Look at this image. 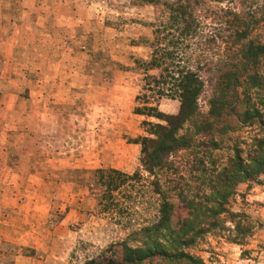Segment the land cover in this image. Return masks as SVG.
Wrapping results in <instances>:
<instances>
[{"label":"rangeland","instance_id":"1","mask_svg":"<svg viewBox=\"0 0 264 264\" xmlns=\"http://www.w3.org/2000/svg\"><path fill=\"white\" fill-rule=\"evenodd\" d=\"M77 1L80 20L74 37L82 42L87 55L89 112L86 116L85 111L77 110L82 107L81 101L73 110L66 104L67 109L57 111L53 95L44 107V102L32 98L27 89L23 93L25 110L0 113V122L10 124L0 125L3 152L17 147L15 126L20 119L34 123L31 129L35 127L24 144L42 154L29 159L0 156V264L104 261L112 245L156 220L158 191L173 187V174H150L141 161L143 139L155 138L157 125L166 124L162 116L147 108L174 115L180 104L168 92L157 94L152 77H158L160 70L147 69L154 48L165 46L156 40V29L163 18L161 9L134 0ZM207 21L182 45L190 55L186 65L207 79L198 99V124H185L181 132L190 136L192 147L170 157L178 162L184 179H191L189 184L184 179L179 184L184 190L190 187L192 195L197 193L196 188L198 195L205 189V183L195 181L197 171L190 172L194 155L200 158L203 154L207 159L211 154L219 169L233 155L234 145L245 153L253 137L264 135L257 123L241 124L227 115L229 108H223L220 117H208V99L213 94L224 99L223 86L217 84L221 81L218 67L225 45L220 34L230 32L214 29ZM211 35H217L216 40L209 41ZM254 37L264 42V28L254 32ZM243 92L238 89L239 100L232 107H245V96L239 95ZM249 93L250 103L261 108L259 99L264 90ZM57 121L63 125L57 127ZM206 121L210 123L207 128L203 127ZM199 124L205 130L196 138L195 133L202 128ZM207 133L218 141V148L211 152L197 142L208 140ZM206 165L211 169L209 163ZM96 169H117L133 178L109 191L105 174L94 172ZM225 209L207 231L199 234L194 245L184 249L199 259L197 263L156 257L146 264H264V173L255 181L239 184ZM185 215L181 210L175 217Z\"/></svg>","mask_w":264,"mask_h":264},{"label":"trees","instance_id":"2","mask_svg":"<svg viewBox=\"0 0 264 264\" xmlns=\"http://www.w3.org/2000/svg\"><path fill=\"white\" fill-rule=\"evenodd\" d=\"M134 1L150 3L161 9L163 18L156 29L159 32L156 40L165 43V46L154 48L147 69L156 67L160 70L158 77H152V82L158 88L157 94L168 92L180 102L179 110L174 115H163L155 111V107L147 108L154 111L155 115L162 116L166 124L157 125L155 138L143 139L141 161L150 174H173V187L167 191H158L160 197L157 217L153 223L134 230L124 241L112 245L110 254L104 261L91 259L89 264H146L156 257L197 263L199 259L184 249L194 245L199 234L207 231L215 223L217 216L226 211L225 204L239 184L255 181L264 173V135L253 137L251 142L247 143L245 153L242 147L234 145L233 155L227 158V163L219 169L212 161L211 154L207 159L203 154L200 158L194 155L193 163L189 165L190 172L197 171L195 181L205 183V189L198 195L199 188H196L197 193L192 195L189 193L190 187L185 190L182 188V184H179L184 179L180 174L181 168L176 165L178 162L170 157L192 147L190 136L181 132L185 124L192 123L197 126L196 118L200 115L198 99L207 82L198 70L186 65L190 55H187L182 45L193 38L198 27L206 19L214 29L230 32L224 36L220 34L221 43L225 45L218 67V77L221 81L217 84L223 86L224 99L220 100L215 94L208 99V117H220L223 108H229L227 115L236 117L241 124L247 123L250 126L257 123L264 134V93L259 99L262 101L261 108L253 102L250 103L249 97L250 91L258 94L264 90V42L254 37V32L264 28V0ZM216 38L217 35H211L209 41ZM166 46H171L172 49ZM239 88L245 90V93L239 94L245 96L242 99H245L243 109L231 106L239 100ZM217 92L215 93L218 94ZM206 123L203 127L210 125L209 121ZM201 125L198 127H202ZM203 127L195 133L196 138L205 130ZM205 136L208 140L197 141L198 145L203 146V150L207 152L217 149L218 141L209 133ZM207 163L212 166L211 169L207 167ZM94 172L103 171L96 169ZM103 174L109 191L118 189L128 179L133 178L117 169H109ZM184 180L186 184L191 181L188 178ZM181 210L186 212V215L176 218V214Z\"/></svg>","mask_w":264,"mask_h":264},{"label":"crops","instance_id":"3","mask_svg":"<svg viewBox=\"0 0 264 264\" xmlns=\"http://www.w3.org/2000/svg\"><path fill=\"white\" fill-rule=\"evenodd\" d=\"M77 4V0H0L1 114L25 110L23 93L28 89L32 98L44 102V107L53 95L55 110L67 109L66 104L73 110L72 107L81 101L82 107L77 110L88 115L87 55L82 42L74 37L80 20ZM81 57L85 58L82 62ZM77 110L73 112L75 115ZM30 124L34 123L16 121L17 147L5 152L0 149V156L29 159L42 155L24 144L32 137L29 132L35 131ZM56 124L57 127L63 125L59 121ZM0 125L10 124L1 120Z\"/></svg>","mask_w":264,"mask_h":264}]
</instances>
